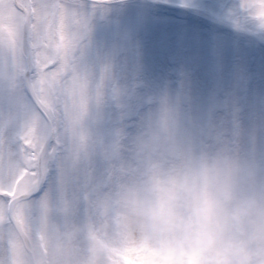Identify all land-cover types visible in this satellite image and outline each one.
<instances>
[{"label": "rangeland", "instance_id": "374dc122", "mask_svg": "<svg viewBox=\"0 0 264 264\" xmlns=\"http://www.w3.org/2000/svg\"><path fill=\"white\" fill-rule=\"evenodd\" d=\"M241 0H106L89 13V31L78 49L81 67L98 83L101 100L73 88L64 145L69 173L78 170L77 137L92 147L134 136L162 100L178 105L193 128L209 136L240 131L243 151L264 157V30L237 14ZM105 161L93 163L95 181L53 203L46 241L57 253L82 248L92 216L86 186H101ZM43 249L41 252L43 254Z\"/></svg>", "mask_w": 264, "mask_h": 264}, {"label": "clouds", "instance_id": "9594fccd", "mask_svg": "<svg viewBox=\"0 0 264 264\" xmlns=\"http://www.w3.org/2000/svg\"><path fill=\"white\" fill-rule=\"evenodd\" d=\"M75 143L78 170L106 163L84 189L90 264H264V157L241 149L239 126L209 136L165 99L134 136Z\"/></svg>", "mask_w": 264, "mask_h": 264}, {"label": "snow or ice", "instance_id": "6c2138e0", "mask_svg": "<svg viewBox=\"0 0 264 264\" xmlns=\"http://www.w3.org/2000/svg\"><path fill=\"white\" fill-rule=\"evenodd\" d=\"M237 14L264 30V0ZM89 21L84 0H0V264H86L84 249L57 253L46 236L52 204L95 181L92 165L67 171L64 145L73 88L102 97L103 73L93 82L77 55Z\"/></svg>", "mask_w": 264, "mask_h": 264}]
</instances>
